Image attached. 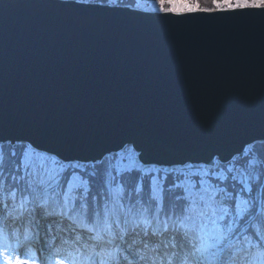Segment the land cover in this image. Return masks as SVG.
I'll return each mask as SVG.
<instances>
[{"label": "water", "instance_id": "1", "mask_svg": "<svg viewBox=\"0 0 264 264\" xmlns=\"http://www.w3.org/2000/svg\"><path fill=\"white\" fill-rule=\"evenodd\" d=\"M0 136L86 160L128 142L143 160L227 158L264 137V15L0 0Z\"/></svg>", "mask_w": 264, "mask_h": 264}, {"label": "snow or ice", "instance_id": "2", "mask_svg": "<svg viewBox=\"0 0 264 264\" xmlns=\"http://www.w3.org/2000/svg\"><path fill=\"white\" fill-rule=\"evenodd\" d=\"M71 2L83 7L126 10L132 14L177 22L198 15H264V0H188L179 6L172 0H150L147 5L137 3L135 7L122 5L120 0ZM7 143L25 142L9 139ZM26 143L31 147V142ZM2 144L0 141V208L7 213L13 227L5 225L10 243L3 245L6 250L0 251V264H37L42 260L39 252L45 251L44 248L36 250L33 246L34 257L26 254L27 246L24 244L18 243L16 248H12V232L16 231L18 240L22 230L24 238H35L43 227L44 219L57 217L61 221L68 218L70 223L91 234L83 238L77 234L76 241H73L77 249L86 241L96 240L98 231L101 240L111 234L110 241L106 243L115 246L116 240L123 237L114 231L113 225L119 229L123 216L125 235L128 225L133 230L142 225L146 229L151 227L153 236L157 231H171L172 242L166 243L165 247L186 249L181 264H228L229 261L236 264L243 259L240 253L245 247L264 255V155L256 154L249 158L250 153L246 151L244 166L238 164L241 157L236 154L227 159L213 154L204 163L180 161L178 167H145L133 161L126 170L118 169L116 175L110 167L104 166L105 159H112L111 155H105L94 163L62 164L41 177L29 171L27 159L18 157L15 150L8 154L14 166H5ZM121 151H135V145L125 143ZM69 168L78 169L85 175L82 177L73 172L65 188L61 174ZM136 170L142 173L140 181L150 176V195L142 191L140 184L129 185L130 175ZM101 202L104 208L103 230L100 229ZM113 215L116 217L114 221L111 219ZM93 217L95 223L90 225L89 220ZM17 222L19 228H16ZM51 230L49 224L48 231ZM143 235L147 237L149 232L145 230ZM51 244L56 245L55 236ZM91 247L96 253L97 245L92 243ZM100 251L105 254L100 257L99 264H122V251L126 258L124 264H143L145 259L138 251L119 247L115 249V258L111 248ZM65 260L67 264H96L95 255L86 256L82 250L78 254L70 250L55 264H65ZM176 261V256L167 261L162 257L159 264H176ZM47 264H52L51 257H48Z\"/></svg>", "mask_w": 264, "mask_h": 264}, {"label": "rangeland", "instance_id": "3", "mask_svg": "<svg viewBox=\"0 0 264 264\" xmlns=\"http://www.w3.org/2000/svg\"><path fill=\"white\" fill-rule=\"evenodd\" d=\"M127 3H132L134 2L135 0H126ZM137 3H141V4H149L150 3V0H136ZM19 146L21 145H18V146H13V150L15 151H20V153H22L23 157L27 159V164L29 166V171L33 174H39L41 177H44L46 173L50 172L54 167L55 168H59L60 166L58 164H55L54 163V159H52V157H47L45 158L44 156L42 157L39 156V155H33L34 153L33 152H30L28 149H24L23 147L21 148H18ZM18 149V150H17ZM121 155L120 156H113V154L111 155L112 156V159L109 160V164H111V170L113 169V162H114V169H116L115 171H117L118 169L120 170H126L129 165L133 162V161H136V158H135V154L133 151L129 152V151H123V152H120ZM264 153V151H263ZM22 157V156H20ZM151 167V166H149ZM101 217H104L103 215L100 214ZM123 217H121V225H120V228L119 230H122V221H123ZM10 224V221L7 220L5 221L4 223V227L5 225H9ZM48 226V225H47ZM6 228V227H5ZM54 230L52 229V232H49L48 231V228L45 230L46 233L49 232L50 235H52L54 232ZM162 233V231H161ZM167 236H170L172 237L173 233L171 231L167 232L166 233ZM45 240L46 239H49L48 237L47 238H44ZM179 239V238H177ZM17 240V238H16ZM15 240V241H16ZM21 241V236H20V239ZM13 245H15V242L13 243ZM91 252H88L86 254V256L88 255H91ZM244 255H242L241 257L243 258L242 260H238L236 262V264H239V263H244V264H264L263 261H251L249 258L247 257H243ZM66 261V260H65ZM53 264V263H52ZM228 264H232L231 261L228 262Z\"/></svg>", "mask_w": 264, "mask_h": 264}, {"label": "bare ground", "instance_id": "4", "mask_svg": "<svg viewBox=\"0 0 264 264\" xmlns=\"http://www.w3.org/2000/svg\"><path fill=\"white\" fill-rule=\"evenodd\" d=\"M0 137H3V136H0ZM220 152H222V151H220ZM228 152H230V151H224V153H228ZM211 153H215V149H214V151H211ZM210 155H213V154H208L207 156L208 157H210ZM44 225V224H43ZM58 225V224H57ZM143 229H144V227H143ZM8 232V231H7ZM6 232V234H3V236L5 237L8 233ZM45 236V235H44ZM147 239H149L148 237H144V240H147ZM154 241V240H153ZM156 241H158V240H156ZM170 242H172V240H168V241H164L163 243L164 244H156V243H153L152 241H150L148 244H151V245H153V246H155V247H165V244L167 243V244H170ZM127 243H129V237H127L126 238V244ZM147 244V245H148ZM146 245V246H147ZM152 246V247H153ZM147 248H149L148 246H147ZM143 249H145V247L143 248Z\"/></svg>", "mask_w": 264, "mask_h": 264}, {"label": "clouds", "instance_id": "5", "mask_svg": "<svg viewBox=\"0 0 264 264\" xmlns=\"http://www.w3.org/2000/svg\"><path fill=\"white\" fill-rule=\"evenodd\" d=\"M185 2H188V0H172V3L176 4L177 6Z\"/></svg>", "mask_w": 264, "mask_h": 264}, {"label": "trees", "instance_id": "6", "mask_svg": "<svg viewBox=\"0 0 264 264\" xmlns=\"http://www.w3.org/2000/svg\"><path fill=\"white\" fill-rule=\"evenodd\" d=\"M120 2H121V4H130L132 6H135L137 4L136 0L134 2H132V3H127L126 0H120Z\"/></svg>", "mask_w": 264, "mask_h": 264}]
</instances>
